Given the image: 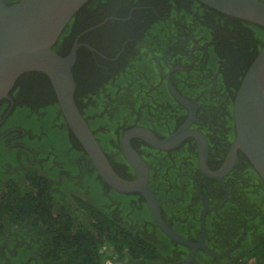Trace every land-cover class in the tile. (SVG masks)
<instances>
[{
  "label": "trees",
  "instance_id": "1",
  "mask_svg": "<svg viewBox=\"0 0 264 264\" xmlns=\"http://www.w3.org/2000/svg\"><path fill=\"white\" fill-rule=\"evenodd\" d=\"M16 1L18 0H5L7 4ZM107 17L113 18L78 39L79 42L91 45L94 50L80 47L77 51V60L73 66V75L77 82L74 98L109 162L111 159L109 154L118 150L116 160L122 164L125 174L131 169L121 151L120 140L124 127L131 125L133 121L147 126L161 124L162 120H157L154 115L165 107L166 103L163 101L164 96L158 97L157 93L160 91L159 95L168 94L164 76L160 71L157 72V68L151 65L154 74H148L147 70L143 69L141 73L136 70L142 59L148 58L150 62L152 61L147 50L139 46L137 41L144 43L154 34L161 39L166 37L173 40L174 43L169 45L170 51L173 52L171 58L173 60L180 54L176 43L178 39L170 36V33L180 37L192 36L193 42L200 44L208 42V59L210 62L215 60V63H205L203 58L194 59L195 67L190 69L189 75L194 77L195 86L206 87L211 83L212 73L216 71L217 81L221 84L220 89L225 92L226 99L215 100L227 105L230 108V115L236 88L241 80L240 75L264 42L263 27L223 14L197 0H90L65 25L53 49L62 56L66 55L81 31L104 21ZM168 25L169 30L166 29ZM154 52L157 53L155 48ZM118 53L120 54L117 60H113ZM195 54L196 57H202L201 50ZM101 55L107 57V60L93 57ZM181 73L183 72L180 69H176L171 73L172 79L177 81ZM157 83L160 84L152 88V85ZM152 90H156L157 93L156 91L151 93ZM156 96L158 99L154 98ZM133 97L135 99L131 101ZM9 98L10 100L5 98L0 100V148L4 150L7 143L14 148L27 151L24 145L34 149L40 145H48L51 150L49 158L61 160L63 168L68 170V155L64 154L65 151L57 153L50 144H57L54 141L59 131L69 133L72 137L74 135L62 117L47 76L36 71L23 73L9 92ZM133 110L137 114L129 118L128 114ZM169 111H172V108H169ZM176 124L177 122L166 125L173 129ZM22 130L26 131V135ZM5 132L6 138L13 135L17 137L6 139ZM142 142L143 146H149L150 151L155 152L164 163L162 157L168 152ZM79 147V154L87 156L81 145ZM7 154L5 160L9 161L11 166H20L15 153L10 151ZM23 157L24 155H21V158ZM42 157L39 153L38 158L45 159ZM88 160L92 169L93 165L89 158ZM167 163L168 159L165 161V164ZM13 167L5 174L4 171L9 167H5L4 160H0V179L7 178V193L3 196L5 200L11 201V214L13 215L15 211L18 213L22 210L32 211L37 217L36 220L42 219L45 226V229L41 227L37 234H34L33 237L37 241L18 248L19 256L16 263L31 264L34 260L36 264H96L92 259L95 255L94 245L105 234H110L114 240L126 244L128 249L126 255L136 259L157 260L161 251L160 245L167 252L176 248L182 256L179 261L186 257L189 249L171 240L159 230L141 194L122 193L112 189L100 178L96 170L93 174L86 173L83 167L81 176L76 179L80 181L77 182L69 175L61 176L62 182L57 184L59 192L52 190L48 194L44 189L45 185L41 183L36 195L29 192L21 197L24 185L20 171ZM112 167L120 176L129 179L120 172L121 169L119 171L113 165ZM167 170L165 166L163 172ZM31 171L36 180L42 178L34 169ZM156 172L159 173L160 170L156 169ZM250 173L253 171L250 170ZM154 175L155 170L152 171L151 178ZM86 184H89L91 190L96 187L88 195L98 200L96 204L99 209L91 211L89 205L85 207L95 217V231H88L86 228L73 230L70 218L67 217L66 206L59 207L57 204L55 208L59 210L57 218L51 211L53 196L57 200L58 196L67 193L68 187L83 191L82 186ZM259 193L263 194V191ZM108 196L112 197V201ZM74 198L84 204L81 198L75 196ZM162 209L164 214L165 206ZM112 211L114 215L120 213L121 218L118 221L110 220L107 212ZM135 217H139L138 220L140 219L146 230L143 228L139 233L121 227L124 221H130ZM41 232H45L44 241L40 239ZM248 247H241L240 252L229 263L264 264V237ZM117 250H121V246L118 245ZM22 255L28 256L29 262Z\"/></svg>",
  "mask_w": 264,
  "mask_h": 264
},
{
  "label": "flooded vegetation",
  "instance_id": "2",
  "mask_svg": "<svg viewBox=\"0 0 264 264\" xmlns=\"http://www.w3.org/2000/svg\"><path fill=\"white\" fill-rule=\"evenodd\" d=\"M166 29H170L169 25ZM170 36L178 39L176 43L180 55L175 60L171 59L173 52L170 51L169 46L174 43L173 40L166 37L161 39L154 34L150 35L144 43L137 41L139 46L147 50L148 55L151 56L152 63L148 58L147 60L142 59L141 63L136 66V70L141 73L143 69L147 70L148 74H154L152 65L157 68V72L160 71L163 74L166 81L165 88L168 94L159 95L160 91L158 93L156 90L151 91V93L156 91L158 97L164 96L163 101L166 103V106L154 115L157 120H162V123L147 126L139 125L136 121H133L131 125L124 127L121 137L126 130L137 126L146 128L159 138H162L183 124L188 115V108L184 103L172 96L166 77V74L170 73L169 79L171 85L178 95L187 102L196 100L198 104L194 121L190 125V128L200 131L204 136L207 146L205 164L208 169L216 170L223 164L235 138L233 109L231 107L230 115V108L224 105L223 102L215 100L225 98V92L220 89L221 84L217 81L216 71L212 73L211 83L206 87L195 86L193 84L194 77L189 75L190 69L195 67V64H193L194 59L199 58L202 60L203 58L205 63H215V60L210 62L208 59V42L202 44L193 42L192 36L180 37L173 33H170ZM154 48L157 50V53L154 52ZM200 50L202 51V57H196L197 54L195 52ZM138 52L141 51L138 50ZM119 54L112 59L117 60ZM143 55H145L144 52ZM93 57L95 59L101 57L107 60V57L103 55ZM163 67H166V69ZM175 67H178L183 72L177 81L176 79H172L171 76V73L176 70L173 69ZM248 67L243 69L240 75L241 80L246 74ZM158 84L160 83L152 85V88H156ZM191 87L193 90H190ZM157 96L154 98L158 99ZM6 99L10 100V98ZM134 99L135 97L131 98V101H134ZM214 100L215 103L213 102ZM169 108H172V111H169ZM133 114H137V112L133 110L128 114L129 118L134 116ZM175 122L177 124L173 129H170L166 125ZM22 133L26 135V131L22 130ZM6 135L7 132L4 133L5 138ZM12 137L15 139L17 135L6 139L11 140L13 139ZM142 141L141 139L133 138L131 145L148 166V186L155 198L161 201L160 212L162 218L173 230L192 242H198L204 230L203 242L207 249L197 248L194 256L190 258L191 252L187 247L189 250L186 257L179 261L178 259L182 256L179 255L176 248L170 249L167 252L160 245L161 251L157 260H142L141 258L136 259L127 255V264H224L231 262L235 255L240 252L241 247L249 248V245L256 244L259 239L264 237V182L258 177L250 161L242 151L238 150L236 152L237 161L232 170L222 178H218L211 177L200 171L197 163L198 147L193 137L186 138L175 148L163 150L168 152L162 157L164 163L159 160V156L155 152L150 151L149 146H143ZM14 142L15 140H13ZM54 142L57 144H50L51 148H54L57 153L65 151L64 154L68 155V170L63 168L61 160L49 158L51 150H49L48 145H40L36 149L24 145L27 151L14 148L7 143L4 150L0 148V160H4L5 167H9L4 171L5 174L9 173V169L13 167L9 161L5 160L8 157L7 152L11 151L15 153L19 160L18 164L20 166L13 168L20 171V178L24 185V188L21 189V197H24L29 192L36 195L41 183L45 185L44 189L48 194L52 190L59 192L60 189H58L57 184L62 182L61 176L69 175L71 179L76 181L81 176L83 167L86 173L93 174L95 171L94 168L91 169L89 167L87 156L79 154L80 143L69 133H65L64 131L57 132V138ZM39 153L45 159L41 160V158H38ZM118 153L117 150L109 154L111 165L117 170L121 169L122 171H119L125 177L132 179L134 177L133 171L130 170V172L125 174L122 164L116 160ZM21 155H24V160L21 158ZM165 157L169 161L167 164H165L167 160ZM27 162L31 164H27ZM165 166L168 170L163 172ZM29 168H33L42 178L36 180L34 176L27 175ZM156 169H159L160 172H156ZM153 170H155V175L151 178ZM250 170L253 173H250ZM71 173L73 175H70ZM57 178L59 179L57 180ZM6 179H0V264H18L15 262L19 256L18 248L22 245L29 246L31 243L37 241L33 237L34 234H37L36 232L41 227L45 229V226L41 221L42 219L36 220L37 217L32 211L22 210L20 213L15 211L13 215L11 214V201L5 200L3 196L7 193ZM92 182L93 180H91ZM82 188L83 191H78L68 187L67 193L58 196L57 200L53 196L51 211L57 218L59 216V210L55 209L57 204H59V207L66 206L67 217L70 218L73 230L86 228L88 231H95L96 220L89 211L99 209L96 204L98 200L88 194L95 190L96 187L91 190L89 184H86ZM258 190H260L259 192L263 191V194L259 193ZM74 196L81 198L84 204L77 202ZM108 198L112 201V197L108 196ZM86 205H89L92 209L85 208ZM164 206L165 213L163 214L162 207ZM107 214L111 221H118L121 218L119 216L120 213L114 215L112 211L111 213L107 212ZM138 218L135 217V219L132 218L130 221H124L121 227L139 233L143 228L146 230ZM44 233H40V239L43 241L45 240ZM22 257L26 258L27 262H29L28 256L22 255ZM35 259L38 260L37 258ZM31 264L36 263L33 260Z\"/></svg>",
  "mask_w": 264,
  "mask_h": 264
},
{
  "label": "water",
  "instance_id": "3",
  "mask_svg": "<svg viewBox=\"0 0 264 264\" xmlns=\"http://www.w3.org/2000/svg\"><path fill=\"white\" fill-rule=\"evenodd\" d=\"M89 1L18 0L7 4L5 0H0V100L9 98V92L23 73L36 71L46 75L64 121L100 178L116 191L141 194L159 230L171 240L188 247L192 258L197 248L207 249L203 242L205 231L203 230L198 242H192L173 230L162 218L161 201L155 198L148 186V166L133 149L131 140L141 139L153 148L168 150L175 148L186 138L193 137L198 147L197 163L200 171L218 178L232 170L237 161L236 152L240 150L264 182V43L237 88L232 106L236 134L223 164L218 169L207 168L205 138L200 131L190 128L198 106L196 100L187 102L180 97L171 85L168 73L166 77L169 90L174 98L187 106V118L176 130L162 138L143 127L136 126L126 130L121 137V151L134 177L125 179L112 167L74 98L77 82L73 75V66L77 60L78 48L94 50L91 45L79 42L78 39L113 17L80 32L66 55L62 56L53 49L65 25ZM197 1L223 14L264 28V2L261 0Z\"/></svg>",
  "mask_w": 264,
  "mask_h": 264
},
{
  "label": "clouds",
  "instance_id": "4",
  "mask_svg": "<svg viewBox=\"0 0 264 264\" xmlns=\"http://www.w3.org/2000/svg\"><path fill=\"white\" fill-rule=\"evenodd\" d=\"M121 246V250L118 249ZM95 255L92 257L96 264H127V246L121 241L114 240L110 234H105L94 245ZM231 264V263H224Z\"/></svg>",
  "mask_w": 264,
  "mask_h": 264
},
{
  "label": "rangeland",
  "instance_id": "5",
  "mask_svg": "<svg viewBox=\"0 0 264 264\" xmlns=\"http://www.w3.org/2000/svg\"><path fill=\"white\" fill-rule=\"evenodd\" d=\"M28 164H31V163H28ZM15 167H19V166L16 165ZM31 169H33V168H29V169H28V173H27V175L29 174V175H32V176H33L32 171L30 172Z\"/></svg>",
  "mask_w": 264,
  "mask_h": 264
}]
</instances>
